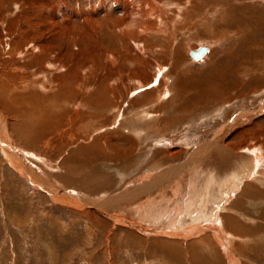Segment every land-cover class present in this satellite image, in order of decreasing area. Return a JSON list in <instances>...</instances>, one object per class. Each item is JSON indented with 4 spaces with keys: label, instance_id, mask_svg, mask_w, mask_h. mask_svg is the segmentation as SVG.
Wrapping results in <instances>:
<instances>
[{
    "label": "rangeland",
    "instance_id": "obj_1",
    "mask_svg": "<svg viewBox=\"0 0 264 264\" xmlns=\"http://www.w3.org/2000/svg\"><path fill=\"white\" fill-rule=\"evenodd\" d=\"M116 1L118 0H108L107 9L102 10L100 9L102 0H66L64 4L60 1L59 7H56L55 0H0V73L5 68L6 71L9 72L11 69L13 71H10L11 73L18 75V78L8 85L9 87L17 85V89L11 87L13 92L26 95L31 91L36 92L38 96L48 97L52 94L50 87L53 86L51 82L44 80L43 74H40V72L45 74L49 71L46 70V65H29L33 57H28L30 55L27 52L34 53L31 43L19 49L14 45L17 41L30 35L32 31L39 32L37 36L39 40L45 39L51 32L49 28L51 18L58 30L63 27L62 19L69 20L73 28H85L82 27V20L77 18L80 9L82 11L96 10V15L92 18L95 17L94 19L100 22L106 17L112 20L124 17ZM126 1L134 8L131 14H134L135 20L139 21L141 16L152 10L148 3L142 4L141 0ZM161 3L158 4L157 10L159 15L162 12L163 14L160 15L161 17H158L159 15L156 17L155 23H158L154 30L149 32L151 34L145 38L146 42L144 37L140 36L141 38L138 39L140 49L145 47L143 53L139 54L140 51L131 45L134 50L132 54H126L125 49L120 48L118 51L120 55L117 56L114 53L118 48L111 46L107 53L113 57L105 55L102 61L95 59L98 64L96 66L98 73L93 74V79L91 78L93 82L88 84V88L102 87L104 80H109L108 87L113 93V100L115 103L121 101L120 104L117 102L120 105V119L117 117L113 119L105 112L88 110L85 112L87 121L82 122L83 124L80 123V119L76 120L75 128L73 126L70 129L65 124L60 130H53L47 127L48 125L45 127L39 125L37 118L43 115V112L39 111L36 105L19 104L15 108L20 114L26 115L30 109L31 111L38 109L37 113L32 111L31 117L36 123H33L32 141L28 145L25 142L22 143L23 140L18 141L13 135L11 127L16 124V119L10 114L11 110L0 106L3 117H6L4 120L9 123H7L9 131L6 130L8 140L30 167L47 174L50 178L63 175L64 169L71 163L79 166L84 158L86 159L84 162L87 161V154H82L76 160L70 156L72 151L83 144L88 146L95 139L107 135H111L114 140L131 138L133 140L131 148L134 152L127 159L128 161L126 158L110 157L109 151L108 161H101L98 159L100 154L95 153V157L89 156V161L92 162L81 171V174L93 173L108 177L112 187L106 189L105 193L110 196L119 194L128 187L140 186V181L154 173L157 166L172 164L173 161L176 162H173L175 164H184L196 147L185 145L181 139L190 136L195 142L194 145L207 142L219 129H222L224 118L228 119V124L225 125L228 131L233 128L234 131L240 128L248 129L253 123L264 129V68L261 66L263 64L257 60L258 55L264 50V0H177L176 3L167 0L166 7L163 2ZM178 8L180 11L177 10ZM156 13L157 11L149 19ZM259 42L263 44V47L255 46ZM151 43L153 44L150 45ZM200 47H207L208 52L202 60L193 62L189 52ZM60 48L59 53L66 51L64 46ZM78 49L74 46L73 53H77ZM17 50H23L24 56L15 54ZM90 50L96 58H101L100 51L93 50V47ZM126 57L129 58L127 61ZM110 58L114 62L113 66H110ZM49 59L56 65L62 64L55 60L58 56L52 55ZM157 65L162 68L159 72ZM57 66L54 65V69L49 71L50 79L59 73ZM90 66L89 70L92 69ZM83 71L85 70H81L82 76L85 75ZM220 83L227 86L222 94L224 98L219 100L220 102L213 97L197 99L196 91L191 89L193 85H196L198 87L196 90L199 91L207 84L212 87ZM139 84L143 85L142 89L134 90ZM163 92L166 94L164 95ZM186 97L189 98V102L186 101ZM74 104L77 105L78 102ZM46 106L50 107L51 102L48 101ZM162 106L163 109L157 112ZM179 107L185 108L179 109ZM140 109L144 110L141 112ZM218 109L224 110L223 116H220V119L224 117L222 120L217 117ZM139 111L141 113H138ZM240 113H249L252 117H249L244 124H229ZM28 120L29 117H25V121ZM36 132L39 138L33 136ZM233 132H228L221 142L228 141L239 146L243 143L251 146L263 147L264 145V133L255 130L249 132L248 137H241ZM75 135L76 137L85 135L88 140L77 142L74 139ZM143 139L149 141L142 143ZM153 144H156L157 149L163 152H156L158 150ZM114 146L116 149L128 147L120 142L114 143ZM1 148L0 144V264H264V187L253 182L256 188L263 192L262 196L256 199L258 201L248 198L236 204L235 197H241L243 183L240 190L234 196L232 195L228 202L225 203L224 200L220 202L221 199L212 202L209 205L210 209L219 210L220 214L210 212L202 221L204 224L208 223L212 215H217L216 222L219 224L217 226L224 229L223 225L226 226L227 222L231 225L228 226L231 230L229 239L230 241L232 239L228 249L230 255L228 260L229 257L226 255L225 248L222 247L220 238L212 233L205 232L194 239H169L154 234L150 237L144 236L148 239L138 240L134 237L136 236L134 231L131 232L132 228L128 230L127 227L113 222L108 217L124 212L125 219H134L133 214L137 211L132 208L135 205L145 203L147 197L158 201L162 196L171 198L172 192L169 189L163 191L161 195L159 193L161 190L153 191L139 200L119 206H104L101 211L91 208L76 209L51 200L44 190L32 185L28 179L16 172L3 156ZM149 149H155L156 153L144 156ZM168 152H171V157L166 154ZM209 159H211L209 156L203 159V163L200 162L193 170L197 169L196 172L200 171L201 174L206 173L208 169H213L219 177L229 173V170L221 173L215 167L213 160ZM191 174L193 176L195 173L188 172V169L183 171L184 191L187 187L186 179L189 180L192 177ZM186 198L187 194L184 192L183 200ZM164 204L166 203L163 202V206H160V213L155 220L159 228H165L160 227L159 222L167 217L166 214H172L171 206ZM107 208L114 213L111 212V214ZM136 219L138 223L140 219L138 217ZM187 228L191 230L190 227L187 226ZM205 234H208V239H205ZM169 241H176L175 243L178 244L173 246L168 244ZM208 241L211 243L209 244ZM163 243L165 247L161 245ZM195 254H198L197 259L200 258V263H197V259L192 256Z\"/></svg>",
    "mask_w": 264,
    "mask_h": 264
},
{
    "label": "bare ground",
    "instance_id": "obj_2",
    "mask_svg": "<svg viewBox=\"0 0 264 264\" xmlns=\"http://www.w3.org/2000/svg\"><path fill=\"white\" fill-rule=\"evenodd\" d=\"M60 1H62L64 4L66 0H57V1L55 0V2H57L56 7L60 6L59 5V3H61ZM141 1H142V4H143V2L148 3V5H150V7H152V10L151 11L148 10L149 12L146 13L144 16L140 15L141 17L139 16L140 17L139 21L137 19L138 17L136 18L137 20H135L134 14H131L132 12H134L133 6L131 4L128 5V2L126 0H118V1H116V4L118 5V8H120V10L123 11L124 17L118 18L116 20L108 19L106 17L103 20H101V22H100V21H96L94 19L95 17L92 18L93 16L96 15V13H95L96 10L93 11V9H89L87 11H82L80 9L78 12L77 18L82 20V24H83L82 27H85V28H83V29L82 28H73L71 26V22L69 20L62 19V23H63L64 28L62 27L61 30H58L57 29L58 27H56L55 22H53V18H51V19H49L50 20L49 21V24H50L49 28L51 29L50 30L51 32L48 33V34H50V36H48V34H47V37L45 39L40 38L41 40H39V38L37 37L39 32L33 33V31H32V33L30 35H26L25 37H23L21 39V41H19V42L17 41V43L14 44L16 48H19L23 45H27L28 43H31L32 48L34 50V53L36 51V54H34L33 51H31V53L27 52V54L30 55L28 57H30V58L33 57L31 59L32 62L31 63L29 62L30 66L31 65H37V64L46 65L45 66L46 70L48 69L49 71H51L52 69H54V65L55 66L58 65L57 70L58 71L60 70L59 73L56 74V76H54L51 79L49 78V74H50L49 71H47L45 74L40 72L41 75L43 74L42 76H43V78H45L44 80L46 82H51L53 84V86L50 87L52 94L48 97L38 96V94L36 92H31V91L30 92L28 91L29 93H26V95L14 93L13 92L14 90L11 87H15L17 89L18 88L17 85H14V86L11 85V87H9L8 85L11 84L12 81H15V79L18 78V75L15 73H11V72H13V71H11V69H10L11 72L6 71L5 68H3L1 70V73H0V106L2 105L1 107H4L5 109H10L11 110L10 114L12 115V117L14 119H16V124H14L11 127V129H12L13 135L17 138L18 141L23 140L22 143L25 142L28 145L32 141L31 140V136H32L31 131H33V128H34L33 123H36L35 120L32 119V117H31L33 110L35 113L38 112V109H39V111L41 110L43 112V115H41V116H39V118H37L39 125H41V127H45L48 125L47 127H49L50 129H53V130H60V128L63 127L65 124H66L65 126H68L70 129L73 126L75 128V125L77 124L76 120L78 121L81 119L80 123L84 122L85 120L87 121L85 112H88V110H90L92 112H98V113L105 112V113L109 114L110 116H112L113 119L116 117L119 118V116H120L119 115V112H120V108H119L120 105L119 104L121 103V101L120 102L116 101V103H115V101L113 100V98H112L113 93H111V90L108 87L109 80H107V79L104 80L102 87L101 86L95 87V89L94 88L92 89L91 87L88 88L89 87L88 84H92L93 81L91 80V78H92L93 74L98 73V72H96V66L98 65L96 60L102 61V60H104L105 55H108V57L111 56L110 54H108L109 48H111V46H113L112 48H118L117 50L115 49L116 51L114 53L117 56L120 55V52H118L120 48H122V49L124 48L126 51V54H132L134 50H133V47L131 45H134L136 47V50L140 51V53L138 52L139 54H141V52L142 53L144 52L145 47L140 49L138 39L141 37H144V41H145V38H147V36H149L151 34L149 32H152V30H154L155 25L158 23V22L155 23L156 17L159 15L158 14L159 11L157 10L158 9L157 6H158V4L163 2L164 7H166L165 5H166L167 0H141ZM172 1H175V3L177 2V0H172ZM102 2L103 3H102V6L100 7V9L102 8V10H106L107 9L106 4H107L108 0H102ZM87 6H88V4H87ZM144 7H145V5H144ZM58 9H60V8H58ZM65 10H66V8H65ZM159 10H160V8H159ZM177 10L180 11L179 8ZM156 11H157L156 15L152 16V18L149 19V17L153 13H155ZM179 11H177V13H179ZM161 14H163V12L160 13V15ZM171 14H173V13H171ZM160 15L158 17H161ZM175 15H176V13H175ZM177 16H179V15H177ZM159 20L161 21V19H159ZM164 21H165V19H164ZM45 23L43 25H45ZM161 23H162V21H161ZM132 24H133V26H132ZM263 29H264V27H263ZM19 33H20V31H19ZM55 44H57V46ZM58 44L61 47L64 46V50H66L65 52L63 51L62 54L59 53V49H61V48ZM152 44L153 43H151L150 45H152ZM74 46H75V48L76 47L79 48L77 50V53H75V54L72 51V48ZM255 46L263 47V44L261 42H259V44L257 43V45H255ZM91 47H93V50L100 51L102 59L96 58V56H94L92 50H90ZM150 47H152V46H150ZM205 48H206V51L203 53H200L201 55H198V58H193L191 56V53H190L191 51H194L197 48L194 50H191L189 52L190 59L193 62H198V61L202 60L208 52V48L207 47H205ZM83 49L84 50L88 49V50L84 51ZM15 54L24 56L23 50H19ZM52 55L54 57L58 56V59H55V60L62 62V64L57 63V65H56V64L52 63L49 59V56H52ZM255 55H257V54H255ZM111 57H113V56H111ZM127 59H129V58L126 57V61H127ZM110 60H111V58H110ZM257 60H258V62H261V64H263L261 66L264 68V50L262 53H260V55H258ZM40 63H42V64H40ZM113 64H114V62L111 60L110 66H113ZM90 65H92V66H90ZM89 66L92 67V69L89 70ZM40 69H41V66H40ZM83 69L85 70V71H83L85 75L82 76L81 70H83ZM160 69H162V68L159 65H157V71L158 72L160 71ZM256 74H257V71H256ZM99 77H100V75H99ZM46 82H44V84ZM98 84H99V82H98ZM40 87H42V85ZM142 87H143V85L139 84L134 88V90L142 89ZM202 87L199 89V91L196 90V88H198V87H196V85H193L191 87V89L193 91H196V93H197V96L195 98H197V99L202 98L203 99L204 97H210V98L213 97L216 99L217 102H220L219 100L224 98V95H222V94L224 93L225 89H227V88H225L227 86H223L222 83L214 84V85H212V87L208 84L205 86H202ZM87 90H89V91L84 93V91H87ZM165 94H166V92L164 93V95ZM77 98H79V99H77ZM195 98H193V99H195ZM48 101L51 102L50 107L46 106V103ZM163 101H164V99H163ZM186 101L189 102L190 101L189 98L186 97ZM77 102H78L77 105L74 104ZM117 102L119 104H117ZM23 103H30L34 106L36 105V107L38 109H32V111L30 109V111H28L26 115L20 114L19 110L16 109L15 107H17V106H19V104L21 105ZM61 104L63 107L61 106ZM122 104H123V102H122ZM138 108H140V107H138ZM184 108L185 107H181V108L179 107V109H184ZM162 109H163V106H162V108L160 107L157 110V112L159 110L161 111ZM140 110L142 112L144 109H140ZM218 110L219 111L217 112V117H219V120H222L224 117L220 119V116L221 115L223 116L224 110L223 111L221 109H218ZM141 112L139 111L138 113H141ZM152 113H153V110H152ZM3 116H4L3 113L0 111V131H1L0 144L2 146L1 151L4 154L3 156H5L7 162L13 167V169L16 170V172H18L20 175H22L26 179H28L32 185L36 186L37 188L44 190L48 194V196L51 198V200H53L55 202H59V203H61V205L63 204V205H67V206H73L76 209L91 208V209L101 211L104 206H119L123 203H130V202H134L136 200H139V198H141L142 196H148L153 191L156 192L157 190H161V191H159V193L161 195L162 193H164L163 191L169 189L172 192L171 198L170 197H168V198L164 197L163 198V196H162L160 198V200L158 201L155 199L154 200L149 199L150 197H147V201L145 203H138V205H135V207L132 208V209L137 211V213L133 214L135 216L134 219H130V218H129V220L125 219L126 216L123 214L124 212L119 213L117 215L112 214L111 212H113V211H111L107 208L109 210V212L112 214V215L108 216L109 219L112 220L113 222H116L120 225L127 227L128 230H130L132 228L131 232L134 231V233L137 236V237L136 236H134V237L138 238V240L142 239V238L145 239L147 237H150L151 235L154 236V234H156L155 236L163 237V238H169V239H180V238H192V239H194V238H197V235H203L205 232H207L209 234L212 233V235L220 238L221 243H222V247L225 248L226 255L229 257V258H227V257L226 258L229 260L230 255H229L228 249H229L230 242H232V239H231V241L229 239V237L231 238L230 233H229L231 230L228 228V226L230 224H228V222H227L226 226L223 225L225 228H227V229L224 228L225 230L222 229L221 226H217V225H219L216 222L217 215L216 216L212 215L211 216L212 218L207 217V218H210L209 220L207 219L210 222L205 223V224L202 223L203 219L210 212L211 213L219 212V210H216V209L215 210L212 209L213 210V212H212L209 205L218 199H221V200H219L220 202L222 200H224L225 203L228 202L229 200H231V196L232 195L234 196L240 190V187L243 183H244V185H243L242 190L240 192L242 194L241 197H239V198L235 197L236 204L240 200H243V199L246 200L248 198L254 199V201H258L256 199L259 196L261 197L262 196L261 193H263L260 189L256 188V186L253 183L257 184L258 186L264 187V148H263L264 145H263V147L260 145L251 146V145L243 143L239 146V145L232 144L228 141L221 142V139L228 132H231V131L233 132L235 130L233 128L232 130L229 129L230 131H228V129L225 127L226 123L228 122L227 121L228 119L226 120L225 118H224V123L222 124V129H219V131L217 133H215L214 136L209 141L207 140V142L205 141L204 143H198V144L194 145L195 142L192 141L190 136H185L184 139H181V140H183L184 144L187 146H190V145L196 146V148L194 149L193 152L190 153V155L188 156V158L184 162V164H180V165H179V163L175 164L176 163L175 161H173L175 163L172 162V164H169V163H167L165 165L159 164L160 166L156 167V170L154 173L152 172L150 174V176L147 174L148 175V176L146 175L147 178L140 181V183H141L140 186H134V187H130V188L128 187L126 190H124L123 192H121L119 194L114 195V194L110 193L111 195L107 196V193H105V190L112 187L111 186L112 183L108 179V177H105L102 174H93V173L81 174V171L86 168L87 164L92 162V161H89L90 160L89 156L93 158V157H95V155H94L95 153L100 154V157L98 159H100L101 161H104V160L108 161V157L110 155L108 153V151L111 152L110 157H113L114 159L126 158V160H127L128 158L131 157L132 153L134 152L133 148H131V146L133 144V142H132L133 140L131 138H120L119 140L118 139L114 140L111 135H107L103 138L95 139L88 146L83 144L77 150L72 151L70 156L74 157V159L76 160V158L82 156V154H87L88 155L87 161L84 162V160H86L84 158L83 163L79 166H76L75 165L76 163L75 164L71 163V165H69L68 168L64 169L65 171H64L63 175H56V176H53L50 178L49 176H47V174H43L41 172H38L36 169H33L32 167H30L28 165L27 161L25 160V158L22 157V155H20L18 153V151L11 146L10 141L8 140V137L6 135V132H7L6 130L9 131V125H8L9 123L4 120V119H6V117L4 118ZM25 117H29V120L25 121ZM90 117H91V115H90ZM214 117H215V115H214ZM249 117H252V116H250L249 113H240L239 116L237 118H235L229 124H232V125L238 124V123L244 124L245 122L248 121ZM216 120H218V119H216ZM213 121H215V120H213ZM187 122H189V121H187ZM262 128L257 127L256 123H253L249 126L248 129L240 128V130H236L234 132H236L241 137H243V136H247L249 132L255 131V130L257 132L264 133L263 132L264 129H262ZM91 134H92V132H91ZM133 135H135V134H133ZM33 136H36L37 138H39V134H37V132H36V134H33ZM161 138L162 137H160V139ZM74 139L77 142L78 141L83 142V141L88 140V138L85 135H78L77 137L75 135ZM155 139H156V137L154 138V140ZM243 140H245V139H243ZM146 141H149V140L143 139L142 143H144ZM116 142H120V144L125 143L128 147L127 148L122 147V149H120V147H119V149H116V147L114 146V143H116ZM152 142H153V140H152ZM241 143H242V140H241ZM155 145L156 144H153V146H155ZM160 145H161V143H160ZM164 145H166V144H164ZM151 147L152 146H150V148ZM158 149L156 147V150H158ZM150 150L151 149L147 150V152H145L144 156H147L150 153L152 155L156 152H159V153L161 151L163 152V150H161V151L160 150L156 151L155 149H153L151 151ZM166 154L168 155V157H171V155H170L171 152H168ZM208 156H209V158H211L209 160H213V162L216 164L215 167L217 168V170H219L221 173L229 170V173H227L223 177H219V174L217 172L215 173L213 171V169L212 170L208 169V171H206V173H201V174H200V171H199V173L196 172L197 169H195L196 171H194L193 168H196V166H198V164L200 162H202L203 159L207 158ZM177 158H178V156H177ZM6 160H4V161H6ZM158 163H160V162H158ZM186 169H188V172H194L195 174L193 176L191 174L192 177L189 180L186 179L187 187L184 191L183 190V180H184L183 171ZM55 185H57V186L55 187ZM183 191L187 194V198L185 200H183V193H184ZM71 192H74V193H71ZM171 200H172V202H171ZM163 202L166 203V204H164L165 206H171L170 209H171L172 214H166L167 217L165 219L161 220L163 222H161V221L159 222V226L165 227V228H159L155 220L158 218L157 216L160 213L159 209H160V206H163ZM234 206H235V204H234ZM122 209H123V207H122ZM222 210H223V208H222ZM219 214H220V212H219ZM136 217H138L141 222L138 221V223H137L135 221V220H138V219H136ZM223 221H222V223H223ZM226 221H228V220L226 219ZM238 224H239V222H238ZM205 225H207L208 227H206ZM187 226L190 227L191 230H188ZM166 227H169L168 228L169 230L166 229ZM184 227L186 229H184ZM141 236H143V237H141ZM144 236H147V237H144ZM204 237H205V239H208L209 236H208V234H205ZM166 242H165V244H166ZM175 242L176 241L170 242L168 244L175 246L178 244ZM237 242H239V241H237ZM210 243L211 242H209V244ZM161 245L165 247L164 243ZM167 248H169V246H167ZM191 248H192V246H191ZM193 248H194V246H193ZM189 250H190V248H189ZM231 251H232V249H231ZM177 252H178V249H177ZM168 253H169V251H168ZM192 256H194V258L197 259L198 254H195ZM199 259H197V263L201 262V261H199ZM202 260H204V258ZM200 264H202V263H200Z\"/></svg>",
    "mask_w": 264,
    "mask_h": 264
},
{
    "label": "water",
    "instance_id": "obj_3",
    "mask_svg": "<svg viewBox=\"0 0 264 264\" xmlns=\"http://www.w3.org/2000/svg\"><path fill=\"white\" fill-rule=\"evenodd\" d=\"M205 51H206L205 47H200L194 51H191L190 53L193 58H198V55H201L200 53H203Z\"/></svg>",
    "mask_w": 264,
    "mask_h": 264
},
{
    "label": "crops",
    "instance_id": "obj_4",
    "mask_svg": "<svg viewBox=\"0 0 264 264\" xmlns=\"http://www.w3.org/2000/svg\"><path fill=\"white\" fill-rule=\"evenodd\" d=\"M198 144V143H197ZM196 147V146H195Z\"/></svg>",
    "mask_w": 264,
    "mask_h": 264
}]
</instances>
